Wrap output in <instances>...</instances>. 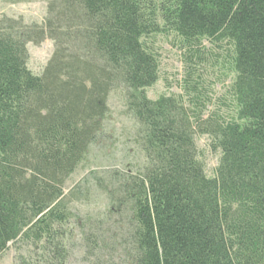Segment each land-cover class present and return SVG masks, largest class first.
Listing matches in <instances>:
<instances>
[{"label":"trees","instance_id":"16d2710c","mask_svg":"<svg viewBox=\"0 0 264 264\" xmlns=\"http://www.w3.org/2000/svg\"><path fill=\"white\" fill-rule=\"evenodd\" d=\"M163 33L190 47L233 46L230 117H206L197 80L185 85L189 102L148 98L160 73L143 39ZM46 39L55 52L38 77L27 46ZM120 89L145 159L136 171L114 172L106 187L110 214L127 227V264H264V0H51L43 26L3 19L0 255L20 245L29 255L18 264H65L78 189L66 195V185L98 144ZM198 136L221 151L214 178ZM81 224L87 256L109 249L105 235Z\"/></svg>","mask_w":264,"mask_h":264},{"label":"rangeland","instance_id":"374dc122","mask_svg":"<svg viewBox=\"0 0 264 264\" xmlns=\"http://www.w3.org/2000/svg\"><path fill=\"white\" fill-rule=\"evenodd\" d=\"M50 1L0 0V23L3 19H13L26 26H43ZM143 44L159 63V81L146 91L149 99L156 101L162 96H169L182 97L183 101L189 102L185 85L189 79L191 82L197 80L206 97V117L214 113L225 118L232 115L234 102L230 88L235 79L234 49L229 42L202 40L197 47H190L177 35L163 33L144 38ZM27 49L28 69L35 76H43L55 52L54 42L46 39L39 45L30 43ZM190 57H196L192 59V64L188 61ZM192 75H195L194 78ZM108 106L110 115L103 124L98 144L90 148L66 185V195L76 187L78 189L71 199L74 218L66 227L70 234L65 247V264H96L98 260L127 264L122 247V234L127 227L122 216L110 214L106 187L110 183L108 177L114 172L136 171L144 165L145 159L135 142L136 124L126 115L123 89L110 94ZM197 147L207 176L214 178L221 151L213 148L212 139L208 136H198ZM86 220L94 233L105 235V245L109 246L95 258L87 256L79 233L81 223ZM20 254L29 255V251L20 245H10L0 255V264H18Z\"/></svg>","mask_w":264,"mask_h":264}]
</instances>
